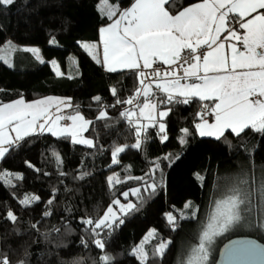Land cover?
I'll return each instance as SVG.
<instances>
[{"label": "trees", "instance_id": "trees-1", "mask_svg": "<svg viewBox=\"0 0 264 264\" xmlns=\"http://www.w3.org/2000/svg\"><path fill=\"white\" fill-rule=\"evenodd\" d=\"M131 2L120 0L119 7L125 9ZM194 2L199 0H176L173 11ZM99 4L100 0H16L12 6L0 8V48L9 41L16 47L10 54L12 67L0 61V102L21 96L27 102L71 98L73 106L78 105L79 112L93 121L86 137L96 145L88 148L70 139L40 134L25 139L0 161V170L23 176L19 181L13 179L15 187L0 182V254L8 255L11 264H94L102 253L91 243L87 248L81 244V237L89 241L91 237L80 218H96L112 200L119 199L132 202L136 208L122 215L124 223L114 226L105 237V252L114 258L113 264H139L130 253L153 229L157 235L145 243L146 250L151 253L160 240H170L171 244L162 259L151 257L148 264H185L198 244L214 202L226 187L241 180H247L241 186L253 193L254 211L219 239L210 264L216 263L222 247L235 237H251L264 244V229L257 226L264 218V200L260 197L264 135L248 131L238 138L228 135V142L200 137L195 130L197 114L202 111L198 100L170 106L172 112L164 121L167 141L162 143L158 130L149 128L143 149L126 148L120 162L112 165L114 146L135 143L127 120L120 115L135 109V104L116 105L115 100L131 98L139 85L134 71L106 72L81 47L82 43L98 45L99 29L110 23L102 18ZM53 38L55 42L50 43ZM32 48L39 50L43 63L36 54L24 50ZM52 61L58 63L62 75L54 72ZM113 87L117 89L115 97L111 94ZM96 96L101 103L94 100ZM105 106L107 119H96ZM183 128H188L190 135L181 144ZM54 151L59 154V165ZM168 155L171 158L165 160ZM25 161L35 168L27 167ZM153 161L160 164V170L154 174L157 189L148 194L140 181L128 177H146L154 167ZM61 171L65 174L60 175ZM82 173L87 174L80 178ZM112 173L118 174L122 183L110 188L108 177ZM136 187H141L142 198L131 195L130 189ZM124 191H129L128 200L120 195ZM25 195L39 196L40 201L25 208L20 204ZM53 195L54 203L49 206L47 200ZM189 201L191 207L184 209ZM7 210L17 215L15 223L6 219ZM45 210L52 215L44 217ZM176 210L188 217L195 211L196 218L179 219ZM170 211L177 216L175 230L165 217ZM56 228L60 232L54 231Z\"/></svg>", "mask_w": 264, "mask_h": 264}, {"label": "snow or ice", "instance_id": "snow-or-ice-1", "mask_svg": "<svg viewBox=\"0 0 264 264\" xmlns=\"http://www.w3.org/2000/svg\"><path fill=\"white\" fill-rule=\"evenodd\" d=\"M15 2L16 0H0V8H8ZM119 3L120 0L115 3L100 0L98 6L102 18L106 17L110 21L99 29L103 45L102 59L96 51V44H81L107 72L134 71L139 85L131 98L115 100L116 105L135 104V109L130 108L120 113L127 120L135 143L114 146L111 152L113 164L120 162L119 154L126 148L142 150L148 139L149 128L158 130L162 143L167 141V125L164 121L172 112L170 106L189 105L194 99L201 102L202 107V111L197 114L199 122L195 123L199 136L213 137L218 141L223 138L228 142V135L238 138L248 131L264 135V0H199L177 11H173L176 0H132L125 9L120 8ZM54 42L55 38L50 41ZM24 50L31 51L39 58L38 49ZM14 51L16 47L9 41L0 48V61L12 67L10 54ZM43 62L41 59V63ZM157 63L167 66V70L154 67ZM52 64L56 66L55 61ZM145 69H152L155 90ZM57 75L62 73L57 72ZM111 94L117 96L115 87L111 89ZM94 100L101 103L99 96L94 97ZM53 108L60 113L63 109L74 111L54 115ZM78 109V105L73 106L71 98L60 97L27 102L21 96L10 102H0V161L20 147L26 138L45 132L57 138L70 139L73 144L94 148V141L83 135L93 121L86 119ZM208 115L213 117V122L208 121ZM107 117L105 106L98 112L96 119L104 120ZM61 121L70 123L61 124ZM181 131L183 135L180 143L184 144L190 132L188 128ZM53 156L59 165V154L54 151ZM170 158V155L164 157L165 160ZM152 163L154 167L146 174L147 178L128 177L140 181L144 192L148 194L156 191L154 174L160 170L158 162ZM25 164L29 168H35L28 161ZM64 174L60 172V175ZM86 174L82 173L80 178ZM197 178L203 179L199 174ZM13 179L19 181L23 176H13L10 172L0 170V182L15 187ZM108 183L112 188L122 181L117 174L109 176ZM244 184H247V180L229 185L214 202L198 244L192 248L185 264H208L210 246L214 239L240 224L246 214L250 215L254 211L253 193L241 186ZM130 192L131 195L142 198L141 187L132 188ZM120 195L128 200L129 191ZM260 197L264 200V184L260 188ZM54 200L53 195L47 200V204L51 206ZM39 201V196L25 195L20 204L27 208ZM113 206L123 215L136 208L132 202L122 204L119 199H114L102 215L96 218L82 217L79 221L91 237L90 241L81 237V244L87 248L91 243L102 253L94 264H113L114 261L105 252V237L114 226L122 225L124 219ZM190 207V201L184 204V209ZM176 211L179 219L196 218L195 211L191 217L186 216L183 211ZM51 215L49 210L43 212L44 217ZM165 217L172 230H175L177 216L170 211L165 213ZM6 219L15 223L18 217L12 210H7ZM257 226L264 229V218ZM32 227L36 228L37 225L33 224ZM54 231L60 232V229L56 228ZM156 235L155 229L148 231L141 243L132 248L130 254L139 264H148L151 257H164L171 244L170 240H160L151 253L145 249V243ZM243 247L249 254L254 251L247 244ZM0 264H11L8 255L0 254ZM19 264L25 262L20 261Z\"/></svg>", "mask_w": 264, "mask_h": 264}, {"label": "water", "instance_id": "water-1", "mask_svg": "<svg viewBox=\"0 0 264 264\" xmlns=\"http://www.w3.org/2000/svg\"><path fill=\"white\" fill-rule=\"evenodd\" d=\"M254 251L249 254L243 245ZM215 264H264V244L251 237H235L220 250Z\"/></svg>", "mask_w": 264, "mask_h": 264}, {"label": "crops", "instance_id": "crops-1", "mask_svg": "<svg viewBox=\"0 0 264 264\" xmlns=\"http://www.w3.org/2000/svg\"><path fill=\"white\" fill-rule=\"evenodd\" d=\"M201 50H203V49H201ZM96 51L98 52L99 51V55H100V57H101V59H102V53H103V45H102V43H101V36H100V40H99V43H98V45H97V49H96ZM104 68V67H103ZM105 70V69H104ZM150 69H145L144 71H149ZM106 71V70H105ZM127 71H131V70H122V71H117V72H127ZM107 72V71H106ZM110 73H115V72H110ZM151 80H152V82H153V90H155V81H154V79L153 78H150ZM146 82H148V81H146ZM206 103H211V102H206ZM72 109H63V112L62 113H60V112H56V110H55V108H53L52 109V112H53V114L54 115H60V114H69V113H72V111H71ZM135 119V118H134ZM209 122L211 123V122H213V117L211 118V120H209ZM68 123H70V121H68ZM61 124H65L64 123V121H61ZM87 132V131H86ZM86 132H84L83 133V135H84V137L85 138H87L86 137ZM43 134H50V133H47V132H45V133H43ZM12 135L14 136L15 134L14 133H12ZM201 137V136H200ZM202 138H209V139H215V138H213V137H202ZM27 139V138H26ZM89 139V138H88ZM80 145H82V144H80ZM83 146H85V145H83Z\"/></svg>", "mask_w": 264, "mask_h": 264}, {"label": "rangeland", "instance_id": "rangeland-1", "mask_svg": "<svg viewBox=\"0 0 264 264\" xmlns=\"http://www.w3.org/2000/svg\"><path fill=\"white\" fill-rule=\"evenodd\" d=\"M88 44H90V43H88ZM37 56V55H36ZM40 61H41V59L43 60V58L41 57V55H40V53H39V58H38ZM44 61V60H43ZM56 62V61H55ZM50 64H51V66H52V68H53V70H54V72L57 74V72H60V73H62V71H61V69H60V67H59V65H58V63L56 62V66L54 67L53 66V64H52V62H50ZM60 76V75H59ZM123 153H120L119 154V161H120V157H121V155H122ZM112 165H116V164H112ZM115 175H117L116 173H112V174H110L109 176H115ZM117 184V183H116ZM115 185V184H114ZM122 203V202H121ZM127 203H129V202H126V203H122V204H127ZM114 208H115V210L117 211V213L118 214H120L119 213V209L118 208H116V206H113ZM121 216L123 215V214H120ZM232 231V229H230V232ZM227 233H229V231H227V232H225L223 235H225V234H227ZM223 235H220V236H217L215 239H214V242L212 243V245L210 246V256H209V259H208V264H210V261H211V256H212V253H215L216 252V249H218V247H219V244L217 243L218 241H219V239L220 238H222V236ZM107 254H109L108 252H106ZM110 255V254H109Z\"/></svg>", "mask_w": 264, "mask_h": 264}, {"label": "built area", "instance_id": "built-area-1", "mask_svg": "<svg viewBox=\"0 0 264 264\" xmlns=\"http://www.w3.org/2000/svg\"><path fill=\"white\" fill-rule=\"evenodd\" d=\"M201 51H203V50H201ZM154 67L160 68L162 71L167 70V66H164V65L159 64V63H157L156 65H154ZM173 67H175V66H173ZM180 71H181V74H182V70H180ZM147 72L149 73V79L152 78V77H151L152 69H150V70L147 71ZM206 118H207L208 121H209V120H211L212 116H211V115H208V116H206ZM64 123H68V122H65V121H64Z\"/></svg>", "mask_w": 264, "mask_h": 264}]
</instances>
